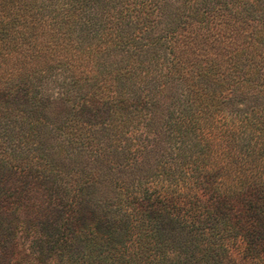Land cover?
I'll list each match as a JSON object with an SVG mask.
<instances>
[{
	"label": "trees",
	"instance_id": "trees-1",
	"mask_svg": "<svg viewBox=\"0 0 264 264\" xmlns=\"http://www.w3.org/2000/svg\"><path fill=\"white\" fill-rule=\"evenodd\" d=\"M0 264H264V0H0Z\"/></svg>",
	"mask_w": 264,
	"mask_h": 264
}]
</instances>
